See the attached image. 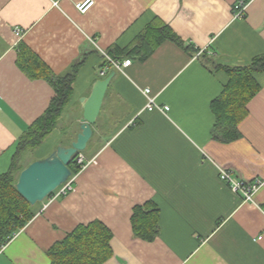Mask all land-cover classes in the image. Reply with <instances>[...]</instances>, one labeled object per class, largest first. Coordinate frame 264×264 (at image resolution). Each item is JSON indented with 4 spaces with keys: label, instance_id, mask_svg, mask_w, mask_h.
Instances as JSON below:
<instances>
[{
    "label": "crops",
    "instance_id": "obj_1",
    "mask_svg": "<svg viewBox=\"0 0 264 264\" xmlns=\"http://www.w3.org/2000/svg\"><path fill=\"white\" fill-rule=\"evenodd\" d=\"M82 1L0 0V173L11 168L20 137L55 95L47 80L31 79L17 65L20 41L56 74L75 65L77 72L58 127L20 155L17 179L32 161L76 139L81 98L116 71L85 152L91 162L71 192L37 205L0 249V264H51V247L95 220L113 235L112 255L100 264H264V70L254 72L260 90L239 123L241 138L223 142L212 132V102L230 80L227 69L264 54V0H246L240 18L237 0H94L85 13L77 8ZM156 17L182 43L165 40L142 57L136 41ZM130 47L135 52L125 56ZM111 49L131 64L111 66ZM145 88L169 110L147 109ZM219 167L261 179L254 200L233 192ZM145 203L158 209L159 233L151 241L136 236L132 224L134 207Z\"/></svg>",
    "mask_w": 264,
    "mask_h": 264
},
{
    "label": "trees",
    "instance_id": "obj_2",
    "mask_svg": "<svg viewBox=\"0 0 264 264\" xmlns=\"http://www.w3.org/2000/svg\"><path fill=\"white\" fill-rule=\"evenodd\" d=\"M168 39L182 43L173 29L156 17L143 29L136 42L142 44L145 51L142 57H146ZM135 50L130 47L123 52L125 56H129ZM17 51V65L31 79L47 80L53 86L55 95L46 110L20 137L11 168L0 173V249L35 216L36 207L40 204L39 202L33 206L16 188V173L22 168L20 162L17 164L19 157L27 151H34L58 127L63 110L72 97L77 72L75 65L67 74H56L23 40L18 43ZM107 54L113 59H120L115 50H108ZM105 57L110 63L107 55ZM227 70L230 80L212 102L216 116L212 132L217 140L232 142L241 138L239 123L248 114V102L260 90L254 72L264 70V54L255 56L247 66ZM81 152L85 154L87 148ZM75 158L76 155L69 164L73 173L79 170ZM132 224L136 236L149 241L155 239L159 233L158 209L150 203L136 205ZM112 236L109 228L99 220L81 224L51 247V264H100L112 255Z\"/></svg>",
    "mask_w": 264,
    "mask_h": 264
},
{
    "label": "water",
    "instance_id": "obj_3",
    "mask_svg": "<svg viewBox=\"0 0 264 264\" xmlns=\"http://www.w3.org/2000/svg\"><path fill=\"white\" fill-rule=\"evenodd\" d=\"M116 71L97 79L89 96L81 98L84 113L81 131L70 145L59 144L47 157L32 161L23 168L16 182L18 191L33 205L44 201L73 173L69 164L73 157L87 148L93 135V124L100 115L104 98Z\"/></svg>",
    "mask_w": 264,
    "mask_h": 264
},
{
    "label": "built area",
    "instance_id": "obj_4",
    "mask_svg": "<svg viewBox=\"0 0 264 264\" xmlns=\"http://www.w3.org/2000/svg\"><path fill=\"white\" fill-rule=\"evenodd\" d=\"M95 3L94 0H84L82 2L77 3V8L80 12L85 13L87 12L90 7L93 6ZM56 5L57 2H54ZM248 7V2L246 0H237V2L234 4V15L237 18L243 17L245 15V11ZM16 35L21 34V29L16 28L15 29ZM105 55H107L108 60L110 61L111 66L116 67L117 69L123 70L124 67L128 66L131 64V59H113L110 56H108L107 52H105ZM104 75V71L101 73ZM147 97V109L149 110H154V109H159V110H169L168 105H161L156 101V97L151 94V89L150 88H145L143 90ZM76 165L79 167V170L76 173H72L71 176L62 184L60 185L54 192L53 196H64L71 192L74 187H75V181L77 179L78 174L87 167V165L91 162V159H87L85 154L82 152H79L76 154L75 158ZM219 178L227 183L231 190L243 197V199L247 201H253L254 196L259 189V187L262 184L261 179H255L254 181H246L243 179L237 178L233 174V170L224 168V167H219Z\"/></svg>",
    "mask_w": 264,
    "mask_h": 264
},
{
    "label": "bare ground",
    "instance_id": "obj_5",
    "mask_svg": "<svg viewBox=\"0 0 264 264\" xmlns=\"http://www.w3.org/2000/svg\"><path fill=\"white\" fill-rule=\"evenodd\" d=\"M79 152H81V151H79ZM79 152H78V153H79Z\"/></svg>",
    "mask_w": 264,
    "mask_h": 264
}]
</instances>
